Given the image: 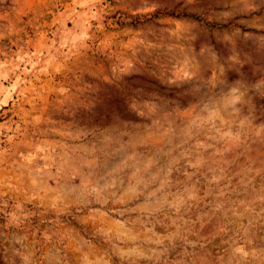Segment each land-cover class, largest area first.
Here are the masks:
<instances>
[{
  "label": "rangeland",
  "instance_id": "374dc122",
  "mask_svg": "<svg viewBox=\"0 0 264 264\" xmlns=\"http://www.w3.org/2000/svg\"><path fill=\"white\" fill-rule=\"evenodd\" d=\"M0 264H264V0H0Z\"/></svg>",
  "mask_w": 264,
  "mask_h": 264
},
{
  "label": "trees",
  "instance_id": "16d2710c",
  "mask_svg": "<svg viewBox=\"0 0 264 264\" xmlns=\"http://www.w3.org/2000/svg\"><path fill=\"white\" fill-rule=\"evenodd\" d=\"M165 15H168V16H174L173 13H165ZM176 18H181V17H186V18H190L192 20H196L198 22H201L200 18L196 17V16H193V15H188V14H184V13H181V14H176L175 15ZM210 29H224V28H227L231 25H233L234 27H239L241 28L240 26H237V25H234V24H231V23H228V24H216V23H213V24H206ZM243 32H248L249 30H245V29H242Z\"/></svg>",
  "mask_w": 264,
  "mask_h": 264
}]
</instances>
